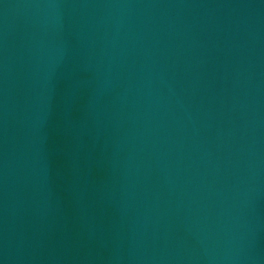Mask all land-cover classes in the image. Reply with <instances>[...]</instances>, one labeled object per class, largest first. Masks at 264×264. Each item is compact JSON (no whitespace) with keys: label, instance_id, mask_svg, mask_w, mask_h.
I'll use <instances>...</instances> for the list:
<instances>
[{"label":"water","instance_id":"water-1","mask_svg":"<svg viewBox=\"0 0 264 264\" xmlns=\"http://www.w3.org/2000/svg\"><path fill=\"white\" fill-rule=\"evenodd\" d=\"M0 264H264V0H0Z\"/></svg>","mask_w":264,"mask_h":264}]
</instances>
